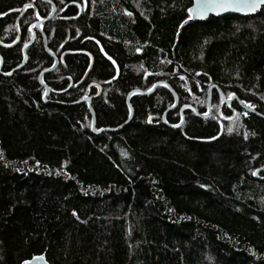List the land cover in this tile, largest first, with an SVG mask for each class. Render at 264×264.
Instances as JSON below:
<instances>
[{"label": "trees", "instance_id": "trees-1", "mask_svg": "<svg viewBox=\"0 0 264 264\" xmlns=\"http://www.w3.org/2000/svg\"><path fill=\"white\" fill-rule=\"evenodd\" d=\"M47 1L0 0V264H264V11Z\"/></svg>", "mask_w": 264, "mask_h": 264}, {"label": "water", "instance_id": "water-1", "mask_svg": "<svg viewBox=\"0 0 264 264\" xmlns=\"http://www.w3.org/2000/svg\"><path fill=\"white\" fill-rule=\"evenodd\" d=\"M43 1H46V2L48 3L47 0H43ZM208 2H209V0H193L192 5H191L190 8H193L197 3L207 4ZM50 4H51V6H52L51 13L48 15V17H47L46 19H40V20H38V21H36V22L34 23V25L32 26V28H33V32H32L31 38H30V40H29L28 42H26V43L23 45V47H22L23 61L20 63V65H18L17 67H15V68H14L9 74H7L6 76H9V75L12 74L13 71H16V70L22 68V67L25 65V63L27 62V58H28V56H27V53H26V49H27V47H28L29 45H31V44L34 42V40H35V32H34V29H37V30L40 31V30H41V26H42V24H43L44 22L48 21L49 19H51V18L55 15V13H56V7H55L52 3H50ZM190 8H189V9H190ZM258 13H259V10H258L257 12H255V13H249V14H245V13H243V12H239V11H235V10H226V11L220 12V13H218V14H217L216 12H206V13H204L203 18H200V16L196 15L195 13H193V14H192V15H193V19H191V20H193V21H205V20H207V19L210 18V17H213V18H220V17H224V16H226V15H236V16H240V17H250V16H254V15L258 14ZM17 43H18V40H17L16 42L12 43L11 45H4V44H1V43H0V46H2V47H6V48H7V47H12V46L16 45ZM44 47H45L46 51H48V48H47V41H46V37H45V36H44ZM57 64H58V60H57V58H54V64H53L52 68H51L50 70H48V71H51L53 68H55V67L57 66ZM1 65H2V58H1V56H0V71H1ZM48 71H46V72H48ZM44 73H45V72H42V73L40 74V76H39V80L41 81V83H43V81H42V76H43ZM158 86H165V87H167V88L172 92V94H173V96H174L175 103H174V105H173L171 108H169L168 110H170V109H172V108H174V107L177 106V104H178V97H177V94H176L175 91L172 90V89L169 87V85H167L166 83L158 82V83H156V84H155V85H154L149 91H146V92H142V91H140V90H134V91H132V92L128 95V97H127V103H128V106H129L130 114H129L128 119L126 120V122H125L123 125H127V124L129 123V121L131 120V118H132L133 110H132V108H131V106H130V103H129V102H130V101H129L130 98H131L133 95H135V94H150V93H151L156 87H158ZM213 89H216V90H217L218 94H219L220 97H221V100H222L224 103H226V104H230V103L236 98L235 96H232L231 99H227L226 96L224 95V93H223V92H222V91H221L216 85H211V86L209 87V89H208V96H207V108H208V109H207V115H204V114H200V113H198V112H197L195 109H193L190 105H183V106L180 108V122H179L177 125H169V126H170V127H173V128H179V127H181V125L183 124V122H184V120H185V117H184V110L187 109V108L192 109L198 117H200V118H206V117L210 114L211 100H212V91H213ZM48 92H49V89H48V87H46V92H45V95H44V99H46V97H47V95H48ZM79 102H86V103H87V106H88V108H89L90 114L92 115L91 129H92L93 133L98 134V133H101V132H103V131H106V132H114V131L120 130L121 127L123 126V125H121V126L113 127V128H110V127H104V128L97 129V128H96V125H95V116H94V113H93V111H92V109H91V99L87 97V98H84V99L80 100ZM238 103H239V105H240V106H241L246 112L251 113V114H256V115L260 116L261 118H264V116H262V115L259 114L258 112H256V111H254V110H252V109H249V108L243 106V104L241 103V101L238 100ZM168 110H167V111H168ZM166 113H167V112H165V113L163 114V116H162V120H163L164 123H166V121H165V115H166ZM152 119H153V117L148 118V123H150V122L152 121ZM263 170H264V166L261 167V168H259V169H257V170L254 172V177H255V178H259V173H260L261 171H263ZM41 257H42V259H41ZM25 262H28V264H49L48 261L46 260V258H45L44 255H35V256L31 257L30 259H27V260L23 261L21 264H25Z\"/></svg>", "mask_w": 264, "mask_h": 264}, {"label": "snow or ice", "instance_id": "snow-or-ice-1", "mask_svg": "<svg viewBox=\"0 0 264 264\" xmlns=\"http://www.w3.org/2000/svg\"><path fill=\"white\" fill-rule=\"evenodd\" d=\"M226 10H235L245 14L255 13L258 10L264 11V0H209L207 4L197 3L193 8L188 9V19H193V13L203 18L206 12H216L218 14ZM109 59H111V57H109ZM113 63L115 62L113 61ZM232 95L233 94H229V99L232 98ZM241 103L243 104L244 102L241 101ZM247 106L252 107L251 105ZM204 115H207V113H204ZM245 115H247V113H245ZM229 131H231V128H229ZM73 214L75 215V213ZM25 264H28V262H25Z\"/></svg>", "mask_w": 264, "mask_h": 264}]
</instances>
